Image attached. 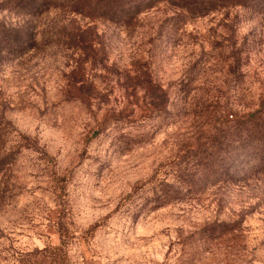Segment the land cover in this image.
Masks as SVG:
<instances>
[{"label":"rangeland","instance_id":"1","mask_svg":"<svg viewBox=\"0 0 264 264\" xmlns=\"http://www.w3.org/2000/svg\"><path fill=\"white\" fill-rule=\"evenodd\" d=\"M174 12L143 11L130 35L98 23L109 57L84 63L90 106L65 95L56 45L0 69V125L24 145L0 201V264H264V179L220 183L198 165L264 94V18L167 23Z\"/></svg>","mask_w":264,"mask_h":264},{"label":"trees","instance_id":"2","mask_svg":"<svg viewBox=\"0 0 264 264\" xmlns=\"http://www.w3.org/2000/svg\"><path fill=\"white\" fill-rule=\"evenodd\" d=\"M158 4L175 9L166 18L167 23L197 19L213 12L223 14L226 19L239 15L247 19L264 18V0H1L0 11L5 10L14 22L0 20V69L22 64L30 56L56 45L71 60L72 68L63 83L65 95L90 106L96 86L84 72V63L105 62L109 57L98 40L103 36L98 23H113L130 35L136 29L139 15ZM191 80L187 73L179 81L184 101ZM23 147L7 145L0 125V201L9 190L7 172L16 151ZM198 161L200 171L207 177L212 174L220 183L264 179V94L254 110L222 122L211 150L201 154ZM179 173L182 175L181 170Z\"/></svg>","mask_w":264,"mask_h":264}]
</instances>
